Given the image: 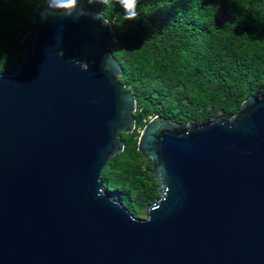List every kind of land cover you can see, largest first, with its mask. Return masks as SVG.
I'll return each mask as SVG.
<instances>
[{
  "label": "water",
  "instance_id": "95a60500",
  "mask_svg": "<svg viewBox=\"0 0 264 264\" xmlns=\"http://www.w3.org/2000/svg\"><path fill=\"white\" fill-rule=\"evenodd\" d=\"M47 4L0 73V264H264V91L231 116L148 121L160 196L140 218L103 179L137 127L115 25L68 0L42 19Z\"/></svg>",
  "mask_w": 264,
  "mask_h": 264
},
{
  "label": "trees",
  "instance_id": "16d2710c",
  "mask_svg": "<svg viewBox=\"0 0 264 264\" xmlns=\"http://www.w3.org/2000/svg\"><path fill=\"white\" fill-rule=\"evenodd\" d=\"M46 3L0 0V73L20 67L24 36ZM79 3L114 23L118 40L111 50L124 68L120 81L138 101L137 127L123 133L125 150L108 162L103 179L117 200L127 199L145 214L160 194L138 150L141 130L156 115L182 123L231 116L264 91V0H138L129 9L138 14L130 20L116 0L109 6L101 0Z\"/></svg>",
  "mask_w": 264,
  "mask_h": 264
},
{
  "label": "clouds",
  "instance_id": "9594fccd",
  "mask_svg": "<svg viewBox=\"0 0 264 264\" xmlns=\"http://www.w3.org/2000/svg\"><path fill=\"white\" fill-rule=\"evenodd\" d=\"M101 2L105 4L106 6H109L112 3V0H101ZM116 2L119 3L123 7L124 13H125V19H129V20L133 19L138 14L135 11H129L130 7H129L128 0H116ZM137 3H138V0H133L132 6ZM72 4L75 5L74 9L81 7L79 0H72ZM47 9L48 10L41 12L42 19H47V17L51 13H63V14H66V16L71 17L73 14V10H74L73 9L72 11H63L62 6H61V0H48Z\"/></svg>",
  "mask_w": 264,
  "mask_h": 264
},
{
  "label": "rangeland",
  "instance_id": "374dc122",
  "mask_svg": "<svg viewBox=\"0 0 264 264\" xmlns=\"http://www.w3.org/2000/svg\"><path fill=\"white\" fill-rule=\"evenodd\" d=\"M114 193L115 192L113 191L111 194L113 196H115V198L120 197V196H118V195H116ZM122 203H124L136 216H138L140 218H145L146 217V214L141 213V211L138 208H136L135 206H133L127 199H122Z\"/></svg>",
  "mask_w": 264,
  "mask_h": 264
},
{
  "label": "snow or ice",
  "instance_id": "6c2138e0",
  "mask_svg": "<svg viewBox=\"0 0 264 264\" xmlns=\"http://www.w3.org/2000/svg\"><path fill=\"white\" fill-rule=\"evenodd\" d=\"M128 3H129V7L131 8L133 0H128Z\"/></svg>",
  "mask_w": 264,
  "mask_h": 264
}]
</instances>
